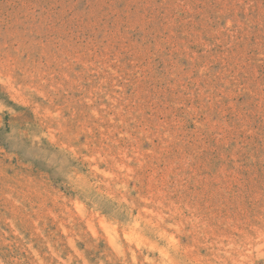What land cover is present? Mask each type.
<instances>
[{
	"label": "rangeland",
	"instance_id": "rangeland-1",
	"mask_svg": "<svg viewBox=\"0 0 264 264\" xmlns=\"http://www.w3.org/2000/svg\"><path fill=\"white\" fill-rule=\"evenodd\" d=\"M0 264H264V0H0Z\"/></svg>",
	"mask_w": 264,
	"mask_h": 264
},
{
	"label": "bare ground",
	"instance_id": "bare-ground-1",
	"mask_svg": "<svg viewBox=\"0 0 264 264\" xmlns=\"http://www.w3.org/2000/svg\"><path fill=\"white\" fill-rule=\"evenodd\" d=\"M112 241H116V240H112ZM114 243V242H113ZM117 243V242H116Z\"/></svg>",
	"mask_w": 264,
	"mask_h": 264
}]
</instances>
